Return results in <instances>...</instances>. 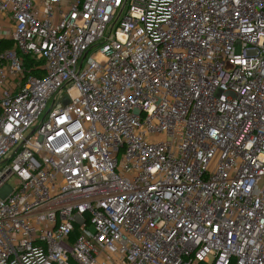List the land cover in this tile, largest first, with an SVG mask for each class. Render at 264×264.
Returning a JSON list of instances; mask_svg holds the SVG:
<instances>
[{
    "label": "built area",
    "instance_id": "1",
    "mask_svg": "<svg viewBox=\"0 0 264 264\" xmlns=\"http://www.w3.org/2000/svg\"><path fill=\"white\" fill-rule=\"evenodd\" d=\"M0 264H264V0H0Z\"/></svg>",
    "mask_w": 264,
    "mask_h": 264
},
{
    "label": "trees",
    "instance_id": "2",
    "mask_svg": "<svg viewBox=\"0 0 264 264\" xmlns=\"http://www.w3.org/2000/svg\"><path fill=\"white\" fill-rule=\"evenodd\" d=\"M10 44H7V46H9ZM23 65L26 67V68H30L31 65H32V62L28 59V58H24L23 60ZM40 74V73H38Z\"/></svg>",
    "mask_w": 264,
    "mask_h": 264
},
{
    "label": "rangeland",
    "instance_id": "3",
    "mask_svg": "<svg viewBox=\"0 0 264 264\" xmlns=\"http://www.w3.org/2000/svg\"><path fill=\"white\" fill-rule=\"evenodd\" d=\"M51 101H52V98L49 100V103H51ZM14 180H15V177L14 176L10 177V179L8 180V184L11 187H14Z\"/></svg>",
    "mask_w": 264,
    "mask_h": 264
}]
</instances>
